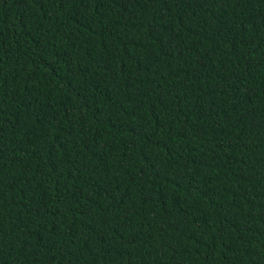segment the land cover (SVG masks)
Instances as JSON below:
<instances>
[{
  "label": "trees",
  "instance_id": "obj_1",
  "mask_svg": "<svg viewBox=\"0 0 264 264\" xmlns=\"http://www.w3.org/2000/svg\"><path fill=\"white\" fill-rule=\"evenodd\" d=\"M0 264H264V0H0Z\"/></svg>",
  "mask_w": 264,
  "mask_h": 264
}]
</instances>
